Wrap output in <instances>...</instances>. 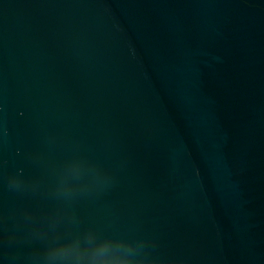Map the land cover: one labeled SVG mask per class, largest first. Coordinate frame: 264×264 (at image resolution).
<instances>
[{
    "label": "water",
    "instance_id": "obj_1",
    "mask_svg": "<svg viewBox=\"0 0 264 264\" xmlns=\"http://www.w3.org/2000/svg\"><path fill=\"white\" fill-rule=\"evenodd\" d=\"M104 240L264 264V0H0V264Z\"/></svg>",
    "mask_w": 264,
    "mask_h": 264
},
{
    "label": "clouds",
    "instance_id": "obj_2",
    "mask_svg": "<svg viewBox=\"0 0 264 264\" xmlns=\"http://www.w3.org/2000/svg\"><path fill=\"white\" fill-rule=\"evenodd\" d=\"M132 246L114 247L110 241H101L90 253L80 250L78 244L63 243L51 252L52 259H71L74 264H157L155 259L136 256Z\"/></svg>",
    "mask_w": 264,
    "mask_h": 264
}]
</instances>
